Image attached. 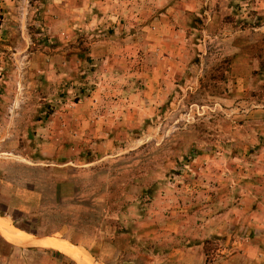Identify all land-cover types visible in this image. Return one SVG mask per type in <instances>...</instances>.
<instances>
[{
	"label": "rangeland",
	"instance_id": "1",
	"mask_svg": "<svg viewBox=\"0 0 264 264\" xmlns=\"http://www.w3.org/2000/svg\"><path fill=\"white\" fill-rule=\"evenodd\" d=\"M262 62L264 0H1L0 212L97 264H264ZM49 250L0 235L81 264Z\"/></svg>",
	"mask_w": 264,
	"mask_h": 264
},
{
	"label": "bare ground",
	"instance_id": "2",
	"mask_svg": "<svg viewBox=\"0 0 264 264\" xmlns=\"http://www.w3.org/2000/svg\"><path fill=\"white\" fill-rule=\"evenodd\" d=\"M0 223L1 227L9 231L14 237L17 238L18 243H21L22 245L27 244L42 246L46 248H55V250L56 248H58L63 250L64 252H67L71 257L76 258L81 264H97L92 260L93 258L85 250H83L79 246L73 245L67 240H60L55 237H45L37 240L32 237L33 239H28L29 237L26 238V236H28V233L12 226L11 222L6 217L1 218Z\"/></svg>",
	"mask_w": 264,
	"mask_h": 264
},
{
	"label": "crops",
	"instance_id": "3",
	"mask_svg": "<svg viewBox=\"0 0 264 264\" xmlns=\"http://www.w3.org/2000/svg\"><path fill=\"white\" fill-rule=\"evenodd\" d=\"M7 215H0V219L1 218H5ZM11 225L12 226H14V227H16L15 225H13V223H11ZM17 228V227H16ZM19 229V228H18ZM21 230V229H20ZM0 235H2V237H3V239L6 241H9V242H13V243H15V244H17V245H22L21 243H18V241H17V238L16 237H14L9 231H7L6 229H4L3 227H1V223H0ZM28 236H26V238L27 237H29L28 239H33L32 237H34L36 240L37 239H41V238H45V237H49V236H44V237H40V236H34V235H30V233H28L27 234ZM40 237V238H39ZM55 238H58V237H55ZM58 239H60V240H64V239H62V238H58ZM24 244V243H23ZM24 246H35V245H27V244H24ZM42 247V246H41ZM50 249H55V248H50ZM56 250H58V251H60V252H62V253H65V254H68L67 252H64L63 250H61V249H58V248H56ZM69 255V254H68Z\"/></svg>",
	"mask_w": 264,
	"mask_h": 264
},
{
	"label": "trees",
	"instance_id": "4",
	"mask_svg": "<svg viewBox=\"0 0 264 264\" xmlns=\"http://www.w3.org/2000/svg\"><path fill=\"white\" fill-rule=\"evenodd\" d=\"M226 61L227 60H225V62ZM262 66H264V62H262ZM0 215H4V213L0 212ZM17 227L22 229V230H25V231H27L29 233L36 234V235L38 234L37 231L35 230V228L34 229H29V228H24V227H21V226H17ZM45 236H50V235H45ZM207 244H208V240H205L204 245H203V250H204V254H205L204 264H208V246H207ZM47 252H55L57 254L59 253L57 250L54 251V250H51V249L49 251H47Z\"/></svg>",
	"mask_w": 264,
	"mask_h": 264
},
{
	"label": "built area",
	"instance_id": "5",
	"mask_svg": "<svg viewBox=\"0 0 264 264\" xmlns=\"http://www.w3.org/2000/svg\"><path fill=\"white\" fill-rule=\"evenodd\" d=\"M0 3H1V0H0Z\"/></svg>",
	"mask_w": 264,
	"mask_h": 264
}]
</instances>
